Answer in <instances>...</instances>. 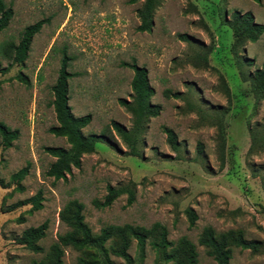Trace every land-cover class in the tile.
<instances>
[{
	"label": "rangeland",
	"instance_id": "rangeland-1",
	"mask_svg": "<svg viewBox=\"0 0 264 264\" xmlns=\"http://www.w3.org/2000/svg\"><path fill=\"white\" fill-rule=\"evenodd\" d=\"M2 1L11 7L12 16L0 30V67L5 68L0 71V122L17 136L5 146L0 135V264H32L44 258L57 236L68 230L59 212L72 199L83 203L92 233L107 225L149 228L159 222L167 228L168 240L185 236L196 245V264H216L198 243L208 225L216 232L241 229L247 239L264 245V151L249 152L250 127L264 126V98L257 101L243 78L264 62V32L235 58L232 31L226 24L234 10L250 11L256 22L264 24V0H162L150 32L138 30L141 1ZM40 20L43 24L26 59L12 61L9 44H17L24 28ZM63 55L69 57L68 70L73 73L68 80L71 111L76 117L91 115L82 129L85 135L107 131L112 120L132 126L131 113L119 103L120 98L132 97L133 71L124 63L134 61L147 69L154 88L151 102L160 104L161 111L150 118L142 135L141 157L129 155L112 131L115 147L101 139L66 178L46 174L55 158L44 148L69 147L64 137L48 130L57 124L51 86ZM221 76L230 97L219 86ZM173 92L181 96L175 98ZM222 108H227L223 115ZM219 118L226 134L223 165L217 146ZM164 126L176 133L178 149L167 143ZM26 166L21 180L11 178ZM131 183L132 204L123 194L109 207L93 205L94 199H103L107 185ZM38 191L41 208L33 209L26 200ZM188 208L196 214L193 226ZM45 220L46 235L38 242L42 253L17 242L24 229ZM112 244L108 240L105 246ZM127 251L131 264H175L150 239L143 256L134 239ZM80 254L65 247L63 260L78 264ZM109 259L126 264L111 253ZM230 264H264V248L252 252L232 247Z\"/></svg>",
	"mask_w": 264,
	"mask_h": 264
},
{
	"label": "trees",
	"instance_id": "trees-1",
	"mask_svg": "<svg viewBox=\"0 0 264 264\" xmlns=\"http://www.w3.org/2000/svg\"><path fill=\"white\" fill-rule=\"evenodd\" d=\"M141 1V6L137 10L140 20L138 30L141 32H150L154 24V13L160 6L162 0H129V3ZM261 3V0H253ZM12 16L11 7H6L0 0V30L8 25ZM43 21L40 20L24 28L21 38L17 44L10 43L12 48V61L23 63L27 57V52L33 36L40 30ZM226 24L232 31L231 52L235 58L240 56V51L247 42H255L264 32V24L255 21L254 15L250 11L241 12L234 10L227 19ZM187 39V35H181ZM124 65L130 67L133 71L131 80L132 97L131 100L119 99V103L132 115V126L126 128L122 123L112 120L107 131L99 134L91 133L85 135L82 129L90 123L91 115L85 114L76 117L71 111L69 105L68 80L73 73L68 70L69 57L63 55L58 70V76L55 83L51 86L53 93L52 105L57 120V124L49 127V132L57 137H64L69 144L68 148L60 146H47L45 151L55 158L51 163L46 174L54 179H64L71 173L72 168L81 166L82 156L94 152L96 142L104 139L115 147V137L112 131L125 143L128 154L132 156H142L139 146L142 144V135L146 130L147 124L152 117L159 115L161 111L160 104L151 102L154 95V88L150 85L148 71L144 66H139L136 62ZM5 68L0 67V71ZM245 81L250 82V89L257 101L264 98V62L261 67L253 72L243 74ZM25 79V78H23ZM219 86L230 97V89L224 78L220 77ZM169 91H165L167 94ZM172 96L179 98L180 92H173ZM227 108H222V115ZM217 146L219 158L223 165L225 160V140L226 134L222 119L217 121ZM167 143L174 150L178 149L177 135L173 129L164 126ZM251 145L249 152L264 151V126L251 128L249 130ZM0 135L5 146H10L11 141L16 138L15 130H10L4 123L0 122ZM198 151H202L201 143L198 144ZM28 168L23 167L11 175L15 181L21 180L27 174ZM106 194L102 200L94 199L93 205L97 208L109 207L115 199L123 194H127V204H132L135 199V189L131 185L114 187L107 185ZM32 204L33 209L41 208L42 195L38 191L35 195L26 200ZM84 205L77 199L68 201L59 212L60 220L67 225L68 230L59 234L57 239L49 246L48 252L41 260H35L32 264H65L63 260L64 248L71 246L81 252L78 256V264H115L109 259V254L120 257L126 264L132 263V258L128 253L131 240L136 241L137 247L143 256L146 241L150 239L153 247L162 249L165 259L175 264H196L198 252L196 245L187 237H180L176 242L167 238V228L159 222H155L151 227L146 228L139 225H107L101 228L98 234L92 233L90 226L85 222L83 215ZM190 226L194 225L196 214L190 208L186 209ZM48 222L45 220L37 226H30L24 229L17 238V242L35 253H42L43 247L38 243L46 235ZM108 240L113 244L108 248L105 246ZM198 243L206 248L207 254L211 256L216 264H230L232 256V247L248 249L252 252H259L264 245L257 239H247L241 229H229L222 232H216L208 225L203 228L198 236ZM168 249V250H167Z\"/></svg>",
	"mask_w": 264,
	"mask_h": 264
}]
</instances>
